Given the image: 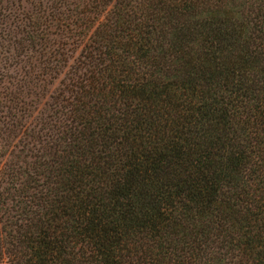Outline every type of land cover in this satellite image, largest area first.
Returning a JSON list of instances; mask_svg holds the SVG:
<instances>
[{
    "label": "trees",
    "instance_id": "obj_1",
    "mask_svg": "<svg viewBox=\"0 0 264 264\" xmlns=\"http://www.w3.org/2000/svg\"><path fill=\"white\" fill-rule=\"evenodd\" d=\"M0 264H264V0H0Z\"/></svg>",
    "mask_w": 264,
    "mask_h": 264
}]
</instances>
